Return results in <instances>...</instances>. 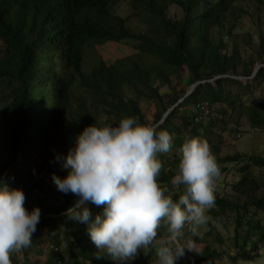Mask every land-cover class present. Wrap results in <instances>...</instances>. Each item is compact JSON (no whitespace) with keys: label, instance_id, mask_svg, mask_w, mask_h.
<instances>
[{"label":"trees","instance_id":"trees-1","mask_svg":"<svg viewBox=\"0 0 264 264\" xmlns=\"http://www.w3.org/2000/svg\"><path fill=\"white\" fill-rule=\"evenodd\" d=\"M87 1L0 0V49L12 74L0 87V131L7 141L0 180L23 191L24 207L41 214L31 246L12 253L11 264H32L43 254L45 262L33 264H157L154 249L122 262L97 250L87 225L63 215L77 197L58 191L51 179L66 177L55 156L66 155L85 127L115 126L125 117L172 136L171 150L156 158L163 164L157 182L174 200L183 191L174 190L171 179L186 138L207 141L219 166L215 206L206 212L214 220L199 229L201 238L185 226L181 244L195 239L200 248L185 249L176 264H238L264 257V155H253L247 143L234 148L252 130H264V97L256 96L264 87V0H135L132 5L148 14L143 20L154 19L141 34L113 15L99 22ZM173 5L179 15L166 14ZM123 40L136 42L134 56L117 48L116 60L107 61L96 48ZM89 55L98 56L93 64L86 61ZM230 173L236 178L226 182ZM86 206L93 219L103 212L102 206ZM220 217L226 222L215 227ZM221 230L228 233L225 238ZM165 232L162 227L160 234ZM98 251L101 259L95 258Z\"/></svg>","mask_w":264,"mask_h":264},{"label":"clouds","instance_id":"clouds-1","mask_svg":"<svg viewBox=\"0 0 264 264\" xmlns=\"http://www.w3.org/2000/svg\"><path fill=\"white\" fill-rule=\"evenodd\" d=\"M121 1L89 0L87 6L99 22L102 16L113 15L117 23L123 24L125 21L134 34H141L140 27L146 26V22L153 23L154 19L143 20L148 18V14L138 3L132 5L135 0H125L127 7L124 10L128 14L121 13L123 9L118 8ZM132 44L136 46L132 40L118 43L107 41L96 48H100L101 55L110 45L124 50L131 57L135 55ZM256 66L254 74L261 67L260 64ZM11 75L9 58L0 49L1 90L8 85ZM230 78L238 81L246 79ZM196 85L188 88V95ZM6 90L10 93V89ZM171 146L172 136L166 130H157L156 125L141 124L134 117L122 118L115 126L85 127L76 136L74 146L66 155L55 156L56 161H62V169L67 170L64 178L51 175L56 189L77 197L63 213L64 217L86 224L96 249L105 252L114 261L132 260L140 251L148 254L154 249L157 264H176L184 256L185 249L196 252L194 240L188 239L181 244L184 229L187 225L191 236L198 237L201 235L199 229L214 220L212 214L207 215L206 212L215 206V184L221 175L220 169L207 141L196 137L186 138L179 149L178 171L171 179L172 188L179 192L182 187L183 191L174 200L166 194L169 190L161 188L157 182L163 164L156 155L169 152ZM24 203L23 191L9 189L0 180V264H11L12 253L31 246L32 234L36 231L41 214L36 207L29 212ZM88 203L102 206V214H97L93 219L92 212L86 206ZM223 222L226 220L220 217L215 224ZM162 227L166 229L163 236L160 234ZM99 251L96 259L102 258ZM196 257L193 255L194 260ZM262 258L241 263L249 264Z\"/></svg>","mask_w":264,"mask_h":264},{"label":"rangeland","instance_id":"rangeland-1","mask_svg":"<svg viewBox=\"0 0 264 264\" xmlns=\"http://www.w3.org/2000/svg\"><path fill=\"white\" fill-rule=\"evenodd\" d=\"M118 5L120 6V7H118V8H121V9H123V11L121 12V13H123V14H128V11H126V10H124L125 8L124 7H127V2L125 1V0H123V1H121V2H119L118 3ZM179 12L180 11H178V10H174V8L172 9L171 7L168 9V12H167V14L168 15H170V16H176V15H179ZM244 27L245 28H248V29H252L251 28V26H249V25H244ZM140 30L142 31V32H144V33H146V31H147V29H146V26L144 25V26H142V27H140ZM255 32H251V36L253 37V39H254V37H255V34H254ZM236 34V33H235ZM234 34V35H235ZM235 36H238V34L237 35H235ZM126 44H128V42H125ZM116 53H117V51H116V49L114 48V47H112V46H110V45H107V48L106 49H104V51H103V53L101 54V57L104 59V60H110V61H112V60H114L115 59V57H116ZM248 56H249V53H247L246 51H244L243 53H242V57H243V59H246V58H248ZM93 58L95 59V60H93ZM97 58H98V56L97 55H89V56H87L86 57V61H87V63L88 64H93L96 60H97ZM257 67V66H256ZM255 67V68H256ZM181 76V75H180ZM239 81H241L242 83H245L246 82V80H244V79H239ZM184 86V85H183ZM182 86V87H183ZM192 89V88H191ZM190 89H188V88H185V93H184V95H183V98H182V100H184L187 96H188V94H187V92H190L189 91ZM234 90H236V89H234ZM5 93L6 94H8L9 93V90H6L5 91ZM256 96L258 97V98H262V97H264V87H261V88H259V89H257V91H256ZM181 100V101H182ZM180 101V102H181ZM143 106V108H144V110L146 111L147 110V106L146 105H142ZM0 111H1V109H0ZM244 122V121H243ZM244 125L247 127V124H245L244 123ZM3 131H0V156H2V154H3V152H5L6 151V148H7V141H6V139H5V137H4V135H3V133H2ZM244 143H247L248 144V146H249V151L254 155V154H256V155H260V156H263L264 155V130H252L251 131V133H248V135H246L245 137H244V139H242V140H237L236 141V143H234V148L236 149V150H240L241 149V147H242V145L244 144ZM238 144L240 145V146H238ZM61 163H62V161H60ZM253 171H254V168H253ZM257 174H259V173H257ZM230 175L231 176H227L226 177V182H231L233 179H235L236 178V174L235 173H230ZM53 197H54V195H53ZM24 205H26V202L24 203ZM56 217H58L57 215H53V217L52 218H56ZM225 220V219H224ZM200 233H201V235L200 236H198L197 238H201L202 236H204V231H200ZM227 232L226 231H222L221 230V235H222V237L223 238H225L226 236H227ZM188 240V239H187ZM186 240V241H187ZM195 240V239H194ZM186 241L184 242V244L186 243ZM89 242V239H87V243ZM196 248H198L197 247V245H196ZM19 257H21V255L19 256ZM45 260H46V256H45V254H43V255H41V256H38V257H35V259H31V261L34 263V262H41V263H44L45 262ZM257 260V259H256ZM254 261L253 263H249V264H264V258H262V259H260V260H258V261ZM32 263V264H33ZM216 264H221L220 262H216ZM238 264H244V263H238Z\"/></svg>","mask_w":264,"mask_h":264},{"label":"bare ground","instance_id":"bare-ground-1","mask_svg":"<svg viewBox=\"0 0 264 264\" xmlns=\"http://www.w3.org/2000/svg\"><path fill=\"white\" fill-rule=\"evenodd\" d=\"M46 73H47V71H46ZM43 78V77H42ZM42 80V79H41Z\"/></svg>","mask_w":264,"mask_h":264}]
</instances>
